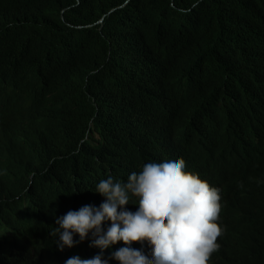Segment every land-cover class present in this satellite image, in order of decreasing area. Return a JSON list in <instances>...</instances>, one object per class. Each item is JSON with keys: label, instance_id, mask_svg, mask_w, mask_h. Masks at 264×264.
Returning a JSON list of instances; mask_svg holds the SVG:
<instances>
[{"label": "trees", "instance_id": "16d2710c", "mask_svg": "<svg viewBox=\"0 0 264 264\" xmlns=\"http://www.w3.org/2000/svg\"><path fill=\"white\" fill-rule=\"evenodd\" d=\"M254 60L264 61V0H0V100L40 129L0 164V264H13L6 232L20 214L88 199L136 153L133 110L171 97L196 120ZM20 66L53 102L25 96Z\"/></svg>", "mask_w": 264, "mask_h": 264}, {"label": "clouds", "instance_id": "9594fccd", "mask_svg": "<svg viewBox=\"0 0 264 264\" xmlns=\"http://www.w3.org/2000/svg\"><path fill=\"white\" fill-rule=\"evenodd\" d=\"M24 68L16 82L25 96L53 102ZM261 77L264 61L254 60L244 79L218 87L196 120L171 97L133 110L128 143L136 153L117 162L88 199L20 214L6 232L13 264H264ZM34 140L40 129L12 101L0 100V164Z\"/></svg>", "mask_w": 264, "mask_h": 264}, {"label": "bare ground", "instance_id": "6f19581e", "mask_svg": "<svg viewBox=\"0 0 264 264\" xmlns=\"http://www.w3.org/2000/svg\"><path fill=\"white\" fill-rule=\"evenodd\" d=\"M90 26V25H89ZM85 28H88V27H85ZM128 60V59H127ZM8 77H10V76H8ZM16 78V77H15ZM12 78H10L9 80H11ZM14 79V78H13ZM16 80V79H15ZM14 80V81H15ZM258 81H261V82H264V79H263V77H261V78H259V79H257ZM11 82H12V80H11ZM14 83V82H13ZM18 86V85H17ZM16 88H18V87H16ZM23 96V95H22ZM228 99V94L227 93H224V96H223V100L225 101V100H227ZM208 124L207 125H209V128L210 129H212V127H211V125H210V122H207ZM242 156H244V154H243V152H242ZM63 207H65L64 205H62ZM251 236H257L258 237V233L257 232H253L252 234H251ZM260 237V236H259ZM259 240L262 242V244L264 245V236H262V237H260L259 238ZM122 246H124V245H118V247H117V249L119 248V247H122ZM220 263H222V260H220Z\"/></svg>", "mask_w": 264, "mask_h": 264}]
</instances>
